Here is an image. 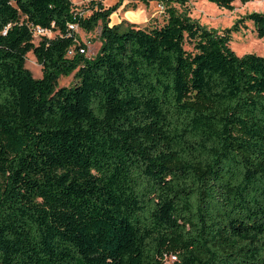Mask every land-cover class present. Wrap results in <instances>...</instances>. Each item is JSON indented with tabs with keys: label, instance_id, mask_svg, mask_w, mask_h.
<instances>
[{
	"label": "trees",
	"instance_id": "1",
	"mask_svg": "<svg viewBox=\"0 0 264 264\" xmlns=\"http://www.w3.org/2000/svg\"><path fill=\"white\" fill-rule=\"evenodd\" d=\"M122 1L0 0V264H264V57L230 48L264 13L112 25Z\"/></svg>",
	"mask_w": 264,
	"mask_h": 264
},
{
	"label": "rangeland",
	"instance_id": "2",
	"mask_svg": "<svg viewBox=\"0 0 264 264\" xmlns=\"http://www.w3.org/2000/svg\"><path fill=\"white\" fill-rule=\"evenodd\" d=\"M118 0H70L74 7V11L81 15H89L91 9V2L101 3L105 9L114 6ZM135 5V9L131 6ZM179 12H185L192 19L198 21L202 26L222 32L225 29L231 28L238 20L251 13H264V0H234L232 3V10H226L216 7L208 3L206 0H189L184 7H180L172 3ZM96 7V6H94ZM156 6L154 2L149 5L128 3L122 4L113 16L110 18L112 25L120 22H127L140 26V28H149L156 23L162 25V17L155 16ZM245 28L237 33L231 34L230 48L238 56L256 55L264 57V39L259 38L253 30L251 23L246 22ZM80 41L86 44L87 57H93L99 46L100 27L95 29L92 33H84L79 29H74ZM54 33L44 32L40 33L38 30L34 31V43L37 44L41 36L53 38ZM25 68L31 73L34 79L42 77V67L38 64L32 53H28L25 57ZM74 74L69 77H61L58 80V87H70L75 84Z\"/></svg>",
	"mask_w": 264,
	"mask_h": 264
},
{
	"label": "built area",
	"instance_id": "3",
	"mask_svg": "<svg viewBox=\"0 0 264 264\" xmlns=\"http://www.w3.org/2000/svg\"><path fill=\"white\" fill-rule=\"evenodd\" d=\"M172 0H156L154 3H155V6H156V14L152 17H155V16H162L165 11H166V4L171 2ZM122 4H125L127 5L128 4V0H123L122 1ZM117 12V11H116ZM116 12H114L113 14H115ZM112 14V15H113ZM111 15V16H112ZM73 28V27H71ZM76 29V28H73V30ZM38 32L40 33H43L42 31L38 30ZM81 53H84L83 51H81Z\"/></svg>",
	"mask_w": 264,
	"mask_h": 264
}]
</instances>
